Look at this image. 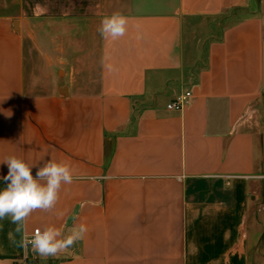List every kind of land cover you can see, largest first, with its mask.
Here are the masks:
<instances>
[{
	"label": "crops",
	"instance_id": "0c3cea01",
	"mask_svg": "<svg viewBox=\"0 0 264 264\" xmlns=\"http://www.w3.org/2000/svg\"><path fill=\"white\" fill-rule=\"evenodd\" d=\"M114 13L126 34L103 38ZM13 155L74 179L20 232L0 219V264H264V0H0V162ZM80 225L58 258L18 246Z\"/></svg>",
	"mask_w": 264,
	"mask_h": 264
},
{
	"label": "clouds",
	"instance_id": "9594fccd",
	"mask_svg": "<svg viewBox=\"0 0 264 264\" xmlns=\"http://www.w3.org/2000/svg\"><path fill=\"white\" fill-rule=\"evenodd\" d=\"M127 23L124 15L114 13L101 20L98 31L103 38L115 40L126 34ZM0 163L8 167L7 174L0 177L6 183V187L0 190V219L10 216L12 223L18 225L17 232L21 231L22 222L33 211L52 209L58 201L61 186L71 184L74 179L69 165L51 159L37 166L13 155ZM34 167L35 176L32 172ZM86 231V226L80 225L78 231L63 236L60 229L47 227L43 231L37 230L31 238L25 234L18 246L31 245L32 250L42 258H58L82 239ZM13 243L17 242L13 240Z\"/></svg>",
	"mask_w": 264,
	"mask_h": 264
},
{
	"label": "built area",
	"instance_id": "2783aa9c",
	"mask_svg": "<svg viewBox=\"0 0 264 264\" xmlns=\"http://www.w3.org/2000/svg\"><path fill=\"white\" fill-rule=\"evenodd\" d=\"M191 92L189 90H185L182 93L175 95L168 103L167 108L170 110H181L190 100ZM37 230H40L39 228H36L33 230V232L29 235H27L29 238H31ZM42 231V230H41ZM28 251L31 253L34 252L31 248V245H28L25 247Z\"/></svg>",
	"mask_w": 264,
	"mask_h": 264
},
{
	"label": "rangeland",
	"instance_id": "374dc122",
	"mask_svg": "<svg viewBox=\"0 0 264 264\" xmlns=\"http://www.w3.org/2000/svg\"><path fill=\"white\" fill-rule=\"evenodd\" d=\"M263 202H264V196H263V191H262V193L260 194V197L256 203V206L253 207V209H255V211H257V212H255L257 215H258V213H260V212H258V209L261 208V206L263 205ZM260 215H261V213H260ZM252 232H253V230H252ZM251 238L253 240L255 238V234L252 235V233H251Z\"/></svg>",
	"mask_w": 264,
	"mask_h": 264
}]
</instances>
